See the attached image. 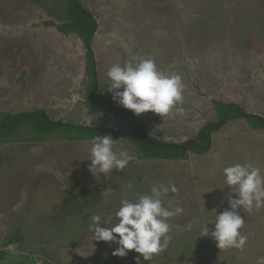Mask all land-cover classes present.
I'll return each instance as SVG.
<instances>
[{
  "label": "rangeland",
  "instance_id": "obj_1",
  "mask_svg": "<svg viewBox=\"0 0 264 264\" xmlns=\"http://www.w3.org/2000/svg\"><path fill=\"white\" fill-rule=\"evenodd\" d=\"M81 1L98 21L92 46L104 91L112 95L108 70L138 57L182 77L183 115H137L150 134L174 142L195 137L217 119L216 101L264 116V0ZM67 3L0 0V110L44 108L53 119L125 129L115 113L85 104L82 39L47 24L62 22ZM92 141L54 133L42 142L23 136L0 143V255L31 256L38 264H257L264 257V207L237 210L247 238L242 250L219 249L211 235L200 236L236 195L225 185V167L252 163L264 174V128L229 121L208 152L172 160L143 157L122 137L114 151H128L131 160L108 178L89 171ZM161 183L177 189L163 206L183 209L167 221L165 251L146 261L134 250L113 255L118 244L93 240V216H101V227L113 226L122 200Z\"/></svg>",
  "mask_w": 264,
  "mask_h": 264
},
{
  "label": "clouds",
  "instance_id": "obj_2",
  "mask_svg": "<svg viewBox=\"0 0 264 264\" xmlns=\"http://www.w3.org/2000/svg\"><path fill=\"white\" fill-rule=\"evenodd\" d=\"M107 77V89L113 100L135 115L147 111L163 118L173 111L183 115L184 109L178 107L184 102L182 77L160 71L153 59L138 57L134 64H114ZM113 141L111 135L93 138L88 158L91 161L89 171L94 176L103 173L108 178L113 169L123 170L131 160L128 151H114ZM223 173L225 185L236 195H229L228 209L209 220L208 224L214 223V229L209 232L207 224L200 236L211 235L219 249L242 250L247 238L240 233L244 218L237 210L242 208L251 212L264 207V174L252 163H235L225 167ZM176 191L174 184H154L150 194L139 195L135 201L122 200L115 213L117 223L110 227H101V216H93L90 225L93 240L118 244L113 255L123 257L129 250H134L150 261L168 247L171 239L168 219L183 212L179 206H163V198ZM137 260L139 262V257ZM257 264H264V257H259Z\"/></svg>",
  "mask_w": 264,
  "mask_h": 264
},
{
  "label": "trees",
  "instance_id": "obj_3",
  "mask_svg": "<svg viewBox=\"0 0 264 264\" xmlns=\"http://www.w3.org/2000/svg\"><path fill=\"white\" fill-rule=\"evenodd\" d=\"M66 34L75 33L86 48V106L99 112H112L127 124L125 129L77 123L63 119H53L44 108L11 112L0 110V143H13L23 138L46 141L54 133L69 139L93 140L96 136L111 135L113 140L128 139L143 157L160 159H187L190 154L206 153L212 146L214 133L229 121L245 118L254 128H264V116L247 111L236 102L216 101L218 117L200 128L195 137L183 142L167 141L150 134L140 118L132 110L126 109L104 91L100 83L97 58L92 41L98 29L94 13L81 0H68L65 16L59 24L47 22ZM27 134V136H25Z\"/></svg>",
  "mask_w": 264,
  "mask_h": 264
},
{
  "label": "water",
  "instance_id": "obj_4",
  "mask_svg": "<svg viewBox=\"0 0 264 264\" xmlns=\"http://www.w3.org/2000/svg\"><path fill=\"white\" fill-rule=\"evenodd\" d=\"M24 260L26 259L21 255L15 256L13 254H10L4 258L1 264H23L22 262H24ZM31 262H36L38 264L36 259H31Z\"/></svg>",
  "mask_w": 264,
  "mask_h": 264
},
{
  "label": "flooded vegetation",
  "instance_id": "obj_5",
  "mask_svg": "<svg viewBox=\"0 0 264 264\" xmlns=\"http://www.w3.org/2000/svg\"><path fill=\"white\" fill-rule=\"evenodd\" d=\"M21 256H23L26 260H24V262H22L23 264H37L36 262H31L32 257L31 256H24L22 254H20ZM7 256V254H2L0 255V264L2 263V261L4 260V258Z\"/></svg>",
  "mask_w": 264,
  "mask_h": 264
}]
</instances>
